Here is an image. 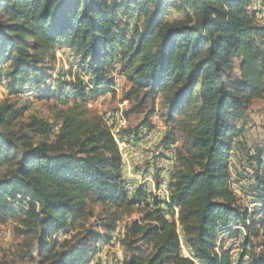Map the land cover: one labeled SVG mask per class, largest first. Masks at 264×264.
I'll return each mask as SVG.
<instances>
[{
	"label": "trees",
	"instance_id": "16d2710c",
	"mask_svg": "<svg viewBox=\"0 0 264 264\" xmlns=\"http://www.w3.org/2000/svg\"><path fill=\"white\" fill-rule=\"evenodd\" d=\"M253 1L0 0L4 93L20 98L32 84L56 100L48 121L23 119L29 105L0 98V222L35 238L6 264H90L135 214L125 264H264V150L247 148L235 124L264 99V20ZM114 72L129 82L125 115L148 109L120 143L136 144L157 110L170 126L162 147L180 143L170 202L145 186L131 193L118 139L88 106L113 91ZM240 156L248 172L234 170ZM88 216L97 222L75 232ZM222 233L243 234L238 259Z\"/></svg>",
	"mask_w": 264,
	"mask_h": 264
},
{
	"label": "rangeland",
	"instance_id": "374dc122",
	"mask_svg": "<svg viewBox=\"0 0 264 264\" xmlns=\"http://www.w3.org/2000/svg\"><path fill=\"white\" fill-rule=\"evenodd\" d=\"M262 5H263L262 0H254L250 5V8L254 10L255 9L258 10L257 8L263 7ZM259 18L262 19L261 16H259ZM58 57L64 58L60 54L58 55ZM63 68H66V65L60 62L57 66V69H59L60 72H62ZM7 72H8V67H4L1 75L6 76ZM114 76H115V83L113 85V91L111 90L107 93H104L106 96H108V99L105 100L104 107H101V105L96 104L98 101V99L97 101L95 100L96 98L93 99V102H91L90 100L88 102V106L93 110L103 114L105 116V119L109 123L110 128L113 129L115 128L119 130V133L116 134V139H118L122 130L130 129V128L134 129L140 126V124L147 117L148 109H145L141 112L131 113L129 117L126 116L125 112L131 107V105L128 100H123V96H124V92L129 88V82L125 77L119 75L117 72H114ZM1 86L2 85H0V87ZM4 90H5L4 88H0V98L2 100L9 98L11 102L16 103L18 106L21 105L30 106V110L26 113L23 119L27 118L28 115L35 113L45 118L48 121L54 120V111L52 104L56 100L52 98L51 101H48L40 98L39 96L41 93L40 91L41 88H36L32 84H30L29 88L26 89L25 93L22 94L21 92L20 98L11 96L8 93L5 94ZM151 121L153 124L152 128L155 129V136L151 139V141L146 143L145 147L139 146V149L134 151V153L139 151L138 158H136L138 154L135 155L132 152L130 154L129 160L132 164L133 172H143L148 176H152L155 179L156 183L158 184L161 183V181L165 179V177H167L168 172H170L169 163L171 162V159L169 158V153H167L168 151L164 147L163 148L166 151V153L160 152V147H162L161 145L162 141L164 139L165 134L169 132L170 126L166 124L165 119L162 117L161 112L158 110L154 115L151 116ZM235 124L236 126L243 128V136L240 137L239 139H242L245 142V146H247V148H250L252 151H254L256 148H260L264 150V99L261 98L255 99L252 102V104L249 106L248 110L245 112V116L241 120L237 121ZM128 144H132V143L131 142L126 143L124 145H128ZM179 144L180 143L177 142L175 145H172L170 147L169 152L172 149L177 148ZM120 151L123 157V162L125 167L124 150H122L121 145H120ZM176 157H177V152L174 154L172 158L170 182L172 180V173L175 169V163L177 161ZM124 167L123 170L125 173ZM233 168L238 173L241 171L248 172L247 169H249L247 165V161L242 156H240V158L239 157L234 158ZM125 175L127 176V173H125ZM127 178L128 176L126 177V182H127ZM232 185L234 191L240 197H243V193L241 191V185L237 181H234ZM168 188H169L168 196L170 197L171 196L170 183H168ZM129 189L131 191V184H129ZM147 190L148 192L153 194L149 190H154V183H147ZM253 206H254L253 204L250 205L251 208ZM93 211L97 216V214L101 212V208L99 206H95ZM137 217L138 215L135 214L131 217H125L121 222H119L117 227H120L121 229L120 234L114 237L113 235L115 231L114 230L113 233L111 234L110 241L107 243L100 244V250L94 255L96 256L97 259L93 261L91 260L90 264H125L128 258V250L126 248V245L124 244L125 226L127 223L131 222V220ZM95 222H97L96 217L88 216L87 218H84L79 223V225H77V229L75 230V232L83 229V226H88ZM14 226L15 223L13 221H9L5 224L0 222V264L20 262L22 260V256L24 255V253H26L27 250L29 249V245L34 244V239H35L34 234L18 236L14 231ZM233 229H239L242 232H245V228L243 226L237 225L234 226ZM65 236H66L65 234H62L60 236V239L65 238ZM242 236L243 234L241 233L236 235H229L227 233L224 234L222 233L219 236L218 241L219 243L223 241L226 248L229 247L233 248L234 259L235 258L238 259L239 253L241 252L240 244H241ZM183 254L185 255L188 254L185 248H183ZM245 260H248L247 257H245ZM25 262H28V260H26Z\"/></svg>",
	"mask_w": 264,
	"mask_h": 264
},
{
	"label": "built area",
	"instance_id": "2783aa9c",
	"mask_svg": "<svg viewBox=\"0 0 264 264\" xmlns=\"http://www.w3.org/2000/svg\"><path fill=\"white\" fill-rule=\"evenodd\" d=\"M262 17H264V3H263V12ZM5 86H1L0 88H4ZM108 99V96L103 98L101 101H97L96 104L101 105V107H104L105 100ZM118 121V120H117ZM155 136V129L151 127H143V131L141 132V136L139 137L138 142L134 145L128 144L124 145L120 143L119 139L118 142L122 146V150H124V159H125V173H127V184H131V193L134 192L137 188L140 186H145L147 189V183H154V190L151 191L154 195L158 196L162 200L166 202H170V197L168 196V183H170V177H171V169H172V158L174 154L176 153L175 148L172 149L169 153V158L171 159V162L169 163V169L170 172H168L167 177L161 181V183H156L155 179L152 176H148L147 174H144L143 172H133L132 164L129 160L130 154L133 152V154H138L136 158L139 157V151L135 152L139 149V146H142L143 144L148 143L151 141V139ZM119 138V137H118ZM161 153H166L163 147H160ZM132 156V155H131ZM141 156V155H140ZM126 176V177H127ZM133 180V181H131Z\"/></svg>",
	"mask_w": 264,
	"mask_h": 264
},
{
	"label": "bare ground",
	"instance_id": "6f19581e",
	"mask_svg": "<svg viewBox=\"0 0 264 264\" xmlns=\"http://www.w3.org/2000/svg\"><path fill=\"white\" fill-rule=\"evenodd\" d=\"M257 2V1H256ZM7 82V79H6V76L5 75H2V78H1V84L2 83H6ZM0 84V85H1ZM32 90V89H31ZM26 92V90H24V92H22V94L23 93H25ZM30 94V93H29ZM28 94V95H29ZM23 97H24V95H23ZM106 97V95L105 94H103V95H100L99 97H97L95 100L97 101V99H98V101H101V100H103V98H105ZM91 102H93V100H91ZM94 106H96V105H94ZM106 122H107V120H106ZM107 124L109 125V123L107 122ZM111 131H112V133L114 134V136H115V138H116V134L117 133H119V130H117V129H113V128H111ZM143 131V128L140 130V136H141V132ZM169 189V188H168ZM120 232H121V229H120V227H117L116 229H115V231H114V237H116V236H118L119 234H120ZM100 257V256H99ZM97 258H96V256H94L93 258H92V261L93 260H96ZM99 259V258H98Z\"/></svg>",
	"mask_w": 264,
	"mask_h": 264
},
{
	"label": "crops",
	"instance_id": "0c3cea01",
	"mask_svg": "<svg viewBox=\"0 0 264 264\" xmlns=\"http://www.w3.org/2000/svg\"><path fill=\"white\" fill-rule=\"evenodd\" d=\"M262 6H263V5H262ZM257 9L260 10V12H259V16L262 17L263 7H261V8L259 7V8H257ZM263 18H264V17H262V19H263ZM263 20H264V19H263ZM59 54L63 57V55H62L61 52H59L58 55H59ZM145 145H146V144H143L142 147H145ZM148 145H150V144H148ZM141 149H143V148H141Z\"/></svg>",
	"mask_w": 264,
	"mask_h": 264
}]
</instances>
